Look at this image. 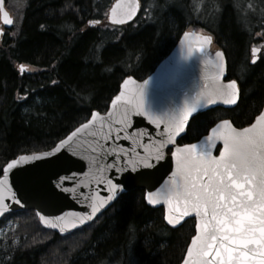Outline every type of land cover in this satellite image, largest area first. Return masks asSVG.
Here are the masks:
<instances>
[{
    "label": "trees",
    "instance_id": "obj_1",
    "mask_svg": "<svg viewBox=\"0 0 264 264\" xmlns=\"http://www.w3.org/2000/svg\"><path fill=\"white\" fill-rule=\"evenodd\" d=\"M113 1L25 0L14 36L0 40V173L11 158L51 148L92 110L106 109L124 78L150 74L190 29L221 46L230 72L241 75V94L231 109L194 116L182 141L222 116L243 126L260 111L264 47L253 65L247 51L256 35L264 41V0H140L121 26L106 20ZM193 234V219L171 228L163 209L133 189L65 236L42 228L33 211L2 216L0 264H179Z\"/></svg>",
    "mask_w": 264,
    "mask_h": 264
},
{
    "label": "water",
    "instance_id": "obj_2",
    "mask_svg": "<svg viewBox=\"0 0 264 264\" xmlns=\"http://www.w3.org/2000/svg\"><path fill=\"white\" fill-rule=\"evenodd\" d=\"M139 6V0H114L106 19L112 25L127 24L136 17ZM8 20L12 21V17L4 6V0H0V22L3 26L0 32L11 28L12 23H7ZM211 46V35L184 31L147 77L141 80L126 77L104 111L92 110L86 121L66 133L51 148L18 154L8 160L0 174L3 180L0 202L8 207L0 211V218L8 213L32 210L42 228L65 236L90 224L123 193L140 189L148 206L163 209V221L167 226L177 228L187 219H193V236L200 235L202 228L198 229L196 225H202L203 218L194 212L189 211L176 225L169 223L168 217L176 215L177 208L181 212L185 210L184 197L172 194L169 204L165 193L177 179L187 177V183L191 184L194 177L203 175L202 168L198 169V162L202 159L199 149L209 136L217 134L215 129L239 132L244 128L251 129L252 125H257L258 129L262 121L257 117L264 113L263 104L252 122L244 127L236 128L229 120L223 119L198 140L177 145L193 116L216 107L231 108L236 103V82L223 81L226 75L224 50L221 47L212 49ZM253 49H256L255 60ZM259 51V47L251 48V64L257 61ZM230 82L235 83V103L232 104L225 103V99L231 97L218 95L221 90L230 88ZM194 101H199L195 111H188L185 116V111L193 107ZM222 121L229 124L222 125ZM61 141H64L62 145ZM163 141L166 143L159 148ZM57 145L61 146L53 151ZM188 145L197 147L190 149L186 147ZM217 146L219 149L215 154ZM223 148V140L217 139L211 156L218 158ZM157 150L160 159H157ZM43 153L50 155L44 156ZM21 156L34 158L25 159L5 174L3 169L8 163ZM185 157L182 171V158ZM145 159L150 166L140 163L133 170L128 164L129 161ZM247 178L253 181L248 186L249 190L255 189L260 180L259 172L248 173ZM240 179L243 181L245 177ZM109 180L119 187L114 190L112 200L105 204L102 201L109 195ZM12 193H15L14 197ZM151 199H156L157 203L152 204ZM17 200L19 203H15ZM93 206L98 209L95 214ZM85 214L91 219H85ZM78 220L84 222L81 224ZM68 224L74 227H66ZM61 227H65L64 232L60 231ZM192 237L179 264L193 258L188 251L189 246H193L195 251ZM208 259H212L211 254Z\"/></svg>",
    "mask_w": 264,
    "mask_h": 264
},
{
    "label": "snow or ice",
    "instance_id": "obj_3",
    "mask_svg": "<svg viewBox=\"0 0 264 264\" xmlns=\"http://www.w3.org/2000/svg\"><path fill=\"white\" fill-rule=\"evenodd\" d=\"M7 23L10 24L12 21L8 20ZM252 51L253 60H255L256 49ZM24 68L25 65L21 64L20 69ZM218 95L231 97L225 99V103H235V83L230 82V88L221 90ZM198 103L199 101H194L193 107L185 111L184 115L186 116L188 111H195ZM257 120L262 121L258 129L257 125H252L251 129L244 128L239 132L235 129L224 132L215 129L214 132L217 134L209 136L204 146L199 149L202 159L198 162V169L202 168L203 175L194 177L191 184L187 183V177L183 180L177 179L165 193L169 204H171L172 194L184 197L185 210L181 212L177 208L175 210L177 214L168 217L170 224L176 225L188 215L189 211L203 218V224L196 225L198 229L202 228V232L192 237L195 251L193 246H189L188 249L193 258L190 261L186 260L185 264H264V113L258 116ZM228 124V121H222V125ZM179 130L177 128V131ZM217 139H222L224 144L218 158L211 156L212 147ZM63 143L64 141H61V145ZM164 143L166 141L161 142L159 148H163ZM61 145H57V149L53 151H57ZM186 147L195 149L197 146ZM43 155L48 156L50 153H43ZM33 158L18 157L8 163L3 171L7 174L10 169L25 159ZM160 158L159 150H157V159ZM183 159L186 157L182 158V171ZM236 161H239V164ZM140 163L150 166L146 159L140 162H128L133 170L139 167ZM257 171L260 180L255 189L249 190L248 186H251L253 181L247 178L248 173ZM138 175L146 174L138 173ZM242 176L245 177L243 181L240 179ZM108 184L109 195L102 201L105 204L112 200L114 190L119 187L111 180ZM2 185L3 180L0 179V186ZM2 195L3 193L0 192V196ZM12 195L14 197L15 193ZM151 203L156 204L157 200L151 199ZM7 207L8 205L0 202V211ZM97 211V207L93 206V214ZM85 219L90 220L91 217L85 214ZM77 222L82 224L84 221ZM66 227L72 228L74 225L68 224ZM60 231L64 232L65 227H61ZM210 254L212 259H208Z\"/></svg>",
    "mask_w": 264,
    "mask_h": 264
},
{
    "label": "flooded vegetation",
    "instance_id": "obj_4",
    "mask_svg": "<svg viewBox=\"0 0 264 264\" xmlns=\"http://www.w3.org/2000/svg\"><path fill=\"white\" fill-rule=\"evenodd\" d=\"M91 25V24H90ZM14 25H13V27L10 29V31H8L7 32V34H8V36L10 37V38H12V36H14V33L12 32L14 29ZM264 42H263V39L261 38V39H257V40H252L250 43H249V45H248V51H247V54H248V63H249V65H253V64H251L250 63V59H251V47L253 46V45H255V46H261V48H262V44H263ZM217 44H216V48H217ZM212 49H215V48H212ZM259 60V59H258ZM257 60V61H258ZM256 61V62H257ZM255 64V63H254ZM239 76H241V75H239V74H235V73H231L230 72V70L228 69V66L226 67V75H225V78L223 79V81L224 82H228V81H235L236 82V85H237V88H238V96H237V100H236V103H235V105L233 106V107H235L236 106V104L238 103V100H239V97H240V94H241V85H240V81H239ZM261 103H264V98H263V100H262V102ZM233 107H231V108H233ZM231 108H224V109H231ZM219 109H221V108H219ZM198 114H200V113H198ZM197 115V114H196ZM195 115V116H196ZM257 115V114H256ZM194 117V116H193ZM192 117V118H193ZM191 118V119H192ZM191 119H190V121H191ZM221 119H228V117H226V116H222L221 118H219L217 121H215L210 127H212L216 122H218L219 120H221ZM190 121H189V123H190ZM189 125V124H188ZM234 126V125H233ZM187 128H188V126H187ZM186 131H187V129H186ZM208 130H206V132H207ZM205 132V133H206ZM205 133H203V134H205Z\"/></svg>",
    "mask_w": 264,
    "mask_h": 264
},
{
    "label": "rangeland",
    "instance_id": "obj_5",
    "mask_svg": "<svg viewBox=\"0 0 264 264\" xmlns=\"http://www.w3.org/2000/svg\"><path fill=\"white\" fill-rule=\"evenodd\" d=\"M24 3L25 0H7L8 11L10 12V15L13 18V25L17 24L20 20L21 11L24 7ZM2 36H0V40ZM262 36V34L256 35L255 40L263 38ZM262 47H264V43L262 44Z\"/></svg>",
    "mask_w": 264,
    "mask_h": 264
}]
</instances>
